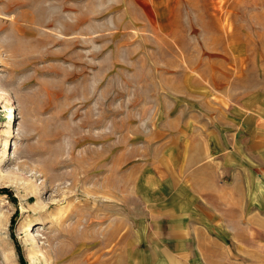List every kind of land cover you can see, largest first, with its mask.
I'll return each instance as SVG.
<instances>
[{
  "label": "rangeland",
  "instance_id": "rangeland-1",
  "mask_svg": "<svg viewBox=\"0 0 264 264\" xmlns=\"http://www.w3.org/2000/svg\"><path fill=\"white\" fill-rule=\"evenodd\" d=\"M262 95L264 0H0V264H264Z\"/></svg>",
  "mask_w": 264,
  "mask_h": 264
},
{
  "label": "crops",
  "instance_id": "crops-1",
  "mask_svg": "<svg viewBox=\"0 0 264 264\" xmlns=\"http://www.w3.org/2000/svg\"><path fill=\"white\" fill-rule=\"evenodd\" d=\"M249 103H251V102L248 101L247 105H249ZM251 104L252 105L249 107L246 106L247 107L246 109H244V110L240 109V110L247 112V113H242L243 117L247 116V122L250 121L251 119H254L255 122L258 123V126H259L258 128L261 130L258 131L257 134L259 136H263L264 131L262 129L264 128V95H262L260 98H257V100ZM250 112H254L252 118H250L248 115H246Z\"/></svg>",
  "mask_w": 264,
  "mask_h": 264
},
{
  "label": "bare ground",
  "instance_id": "bare-ground-1",
  "mask_svg": "<svg viewBox=\"0 0 264 264\" xmlns=\"http://www.w3.org/2000/svg\"><path fill=\"white\" fill-rule=\"evenodd\" d=\"M7 7H6V12L10 9V7H12L11 6V4H9L8 2H7V5H6ZM15 6V5H14ZM23 7H26V5L25 4H21V8H23ZM9 12V11H8ZM20 14V13H19ZM16 18V17H15ZM31 19V21L33 20L32 18H30ZM31 21H29V17H28V14L27 13H21V15L18 17V18H16V19H14L12 22H11V25L14 27V29H15V32L17 33V34H19V32H23L22 31V29H20L19 27H17L18 25H21V26H24V27H26L28 30L29 29H32V28H30V26H28V25H30L32 22ZM20 23V24H19ZM29 34V33H28ZM28 34H26V35H28ZM25 36V35H24ZM30 36V35H29ZM32 37H33V35H32Z\"/></svg>",
  "mask_w": 264,
  "mask_h": 264
}]
</instances>
